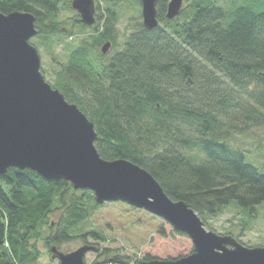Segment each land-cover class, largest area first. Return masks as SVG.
Here are the masks:
<instances>
[{
    "label": "trees",
    "instance_id": "16d2710c",
    "mask_svg": "<svg viewBox=\"0 0 264 264\" xmlns=\"http://www.w3.org/2000/svg\"><path fill=\"white\" fill-rule=\"evenodd\" d=\"M169 1L159 0L158 28L138 24L110 57L101 50L115 43L117 17L108 8L103 28L92 26V43L70 51L55 87L95 124L105 160L123 158L146 169L203 221L232 203L252 217L264 207V166L228 142L223 124L236 112L249 126L264 124V0H185L173 20L166 18ZM71 3L0 0V11L34 14L38 38L60 43L66 36L56 19ZM102 206L90 189L10 167L0 175V264H38L39 241L51 257V247L68 242ZM58 210L55 228L48 218ZM110 254L101 251L92 264H125Z\"/></svg>",
    "mask_w": 264,
    "mask_h": 264
},
{
    "label": "water",
    "instance_id": "95a60500",
    "mask_svg": "<svg viewBox=\"0 0 264 264\" xmlns=\"http://www.w3.org/2000/svg\"><path fill=\"white\" fill-rule=\"evenodd\" d=\"M158 1L141 0L148 29L159 25ZM183 4L170 0L167 17L176 18ZM71 5L83 23L94 25L95 0ZM37 34L34 14L0 12V175L10 167L30 168L46 179L69 181L76 190H92L98 204L124 201L145 209L192 239L191 255L142 264H264V246L247 247L232 236L207 231L198 213L185 201L172 200L146 169L127 159L101 157L95 124L45 80L41 56L30 42ZM110 47L109 41L103 51ZM97 248L85 244L65 253L52 246L51 257L60 264H87V253Z\"/></svg>",
    "mask_w": 264,
    "mask_h": 264
},
{
    "label": "rangeland",
    "instance_id": "374dc122",
    "mask_svg": "<svg viewBox=\"0 0 264 264\" xmlns=\"http://www.w3.org/2000/svg\"><path fill=\"white\" fill-rule=\"evenodd\" d=\"M67 1L72 2L73 0ZM184 5H186L185 0ZM96 6V18L98 15L102 18L96 24H100V29L108 20L107 9H113L116 13L115 43L111 41L112 46L106 54L110 57L122 48L126 38L135 31L138 24L142 23L141 1L96 0ZM79 17L74 8L60 10L56 22L59 25L58 30L61 29L66 36L65 40L63 39L60 43L55 37L52 38L54 42L50 39L47 43H43V39L38 38L37 35L30 40L41 56V71L45 80L55 89H58L55 83L58 81L59 71L68 65L70 51L81 43H87L88 40L92 43L90 35L95 27H92L94 25L90 28L83 27ZM235 118L230 123L226 121L223 124V128L229 131L228 142L237 148L246 149L258 165L264 166V124L255 123L249 126L244 122L240 112H236ZM62 213L61 210L55 211L48 218L55 228L61 222ZM203 222L206 223L204 227L207 231L232 236L247 247L264 246V207L257 214L248 217L232 203L218 215ZM247 222L251 224L249 229L243 228ZM89 233H96L97 236ZM85 244L99 247L98 252L87 253V264H92L105 249L113 251L112 255H108L110 258L119 255L125 264H136V261L143 260L146 255L152 259H177L191 255L194 251L192 239L188 235L175 231L174 226L167 220L145 209L119 201L103 203L102 207L92 212L76 227L68 242L57 247L69 253ZM37 246L44 253L38 264H59L57 260H52L48 255V248L43 241H39Z\"/></svg>",
    "mask_w": 264,
    "mask_h": 264
},
{
    "label": "bare ground",
    "instance_id": "6f19581e",
    "mask_svg": "<svg viewBox=\"0 0 264 264\" xmlns=\"http://www.w3.org/2000/svg\"><path fill=\"white\" fill-rule=\"evenodd\" d=\"M95 3H96V0H95ZM158 3H159V1H158ZM169 3V2H168ZM184 5V4H183ZM141 6H142V2H141ZM167 9H168V7H167ZM142 11H143V6H142ZM1 12V11H0ZM3 13V12H2ZM4 14H6V13H4ZM97 15V6H96V14H95V16ZM79 16H80V14H79ZM97 17V16H96ZM80 18V21H81V16L79 17ZM166 18L167 19H169L168 17H167V12H166ZM173 19H175V18H173ZM173 19H169V20H173ZM97 21H98V18H96V20H95V23H94V26H96V24H97ZM158 21H159V25L157 26V27H155V28H153V29H156V28H158L160 25H161V22H160V20H159V11H158ZM99 22V21H98ZM81 23L82 24H84L85 26H89L88 24H85V23H83L82 21H81ZM142 26L144 27V28H146V29H148L147 27H145V24H144V18H143V14H142ZM153 29H148V30H153ZM101 50H102V52L103 53H105L104 51H103V46L101 47ZM108 52V51H107ZM106 52V53H107ZM119 202H123V203H125V204H128V203H126V202H124V201H119ZM175 229V228H174ZM175 231H176V229H175ZM185 235H187V234H185Z\"/></svg>",
    "mask_w": 264,
    "mask_h": 264
},
{
    "label": "flooded vegetation",
    "instance_id": "af4514ba",
    "mask_svg": "<svg viewBox=\"0 0 264 264\" xmlns=\"http://www.w3.org/2000/svg\"><path fill=\"white\" fill-rule=\"evenodd\" d=\"M99 251V247L97 248V250L95 252H98Z\"/></svg>",
    "mask_w": 264,
    "mask_h": 264
}]
</instances>
